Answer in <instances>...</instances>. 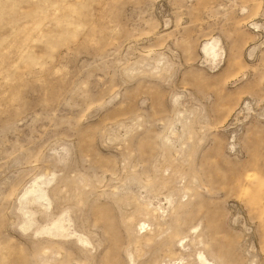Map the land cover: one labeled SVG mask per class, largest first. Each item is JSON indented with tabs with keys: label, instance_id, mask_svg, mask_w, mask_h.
<instances>
[{
	"label": "rangeland",
	"instance_id": "1",
	"mask_svg": "<svg viewBox=\"0 0 264 264\" xmlns=\"http://www.w3.org/2000/svg\"><path fill=\"white\" fill-rule=\"evenodd\" d=\"M0 264H264V0H0Z\"/></svg>",
	"mask_w": 264,
	"mask_h": 264
}]
</instances>
